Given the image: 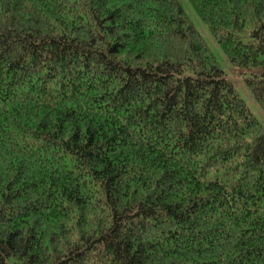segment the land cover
Returning <instances> with one entry per match:
<instances>
[{"label": "trees", "instance_id": "trees-1", "mask_svg": "<svg viewBox=\"0 0 264 264\" xmlns=\"http://www.w3.org/2000/svg\"><path fill=\"white\" fill-rule=\"evenodd\" d=\"M264 113V0H187ZM0 264H264V129L177 0H0Z\"/></svg>", "mask_w": 264, "mask_h": 264}, {"label": "rangeland", "instance_id": "rangeland-1", "mask_svg": "<svg viewBox=\"0 0 264 264\" xmlns=\"http://www.w3.org/2000/svg\"><path fill=\"white\" fill-rule=\"evenodd\" d=\"M177 2L181 6L184 14L193 23L196 30L199 32V34L202 36L207 46L212 51L215 59L219 63L220 67L222 68L226 76L235 83L238 94L245 101L251 113L256 117V119L264 129V113L262 109L248 93V91L241 82V78L237 74H235L234 71L231 70V67L229 66L227 60L225 59L223 52L221 51V49L219 48V46L217 45L211 34L208 32L206 27L201 23V21L195 15L194 11L188 4L187 0H177Z\"/></svg>", "mask_w": 264, "mask_h": 264}]
</instances>
